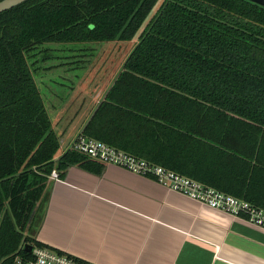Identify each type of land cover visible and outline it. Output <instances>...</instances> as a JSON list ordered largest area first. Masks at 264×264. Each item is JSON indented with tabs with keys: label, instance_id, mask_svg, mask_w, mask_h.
Listing matches in <instances>:
<instances>
[{
	"label": "trees",
	"instance_id": "16d2710c",
	"mask_svg": "<svg viewBox=\"0 0 264 264\" xmlns=\"http://www.w3.org/2000/svg\"><path fill=\"white\" fill-rule=\"evenodd\" d=\"M132 41L91 118L92 104L75 108L72 122L90 118L81 135L264 210V7L28 0L0 13V264L30 258L25 244L41 247L26 232L53 170L104 166L72 149L59 155L60 120L36 75L85 71L92 45Z\"/></svg>",
	"mask_w": 264,
	"mask_h": 264
},
{
	"label": "crops",
	"instance_id": "0c3cea01",
	"mask_svg": "<svg viewBox=\"0 0 264 264\" xmlns=\"http://www.w3.org/2000/svg\"><path fill=\"white\" fill-rule=\"evenodd\" d=\"M69 99V106L82 105ZM68 105L58 114L61 132L83 120L72 122ZM58 174L48 179L26 232L41 246L91 264H264V230L242 217L111 165L100 173L73 165Z\"/></svg>",
	"mask_w": 264,
	"mask_h": 264
},
{
	"label": "built area",
	"instance_id": "2783aa9c",
	"mask_svg": "<svg viewBox=\"0 0 264 264\" xmlns=\"http://www.w3.org/2000/svg\"><path fill=\"white\" fill-rule=\"evenodd\" d=\"M67 149H72L89 160L101 165H111L145 178H150L160 186L198 201L207 207L234 217H242L250 224L264 230V210L256 208L238 198L207 187L191 178L182 176L159 165H154L125 151L116 149L101 141L84 137L78 133ZM48 179L60 180L53 170ZM30 258L16 257L14 264H91L64 252L44 246H32Z\"/></svg>",
	"mask_w": 264,
	"mask_h": 264
},
{
	"label": "rangeland",
	"instance_id": "374dc122",
	"mask_svg": "<svg viewBox=\"0 0 264 264\" xmlns=\"http://www.w3.org/2000/svg\"><path fill=\"white\" fill-rule=\"evenodd\" d=\"M145 25V24H144ZM143 28L140 29L139 34L141 33ZM134 45V42H118V43H109V44H100V45H92L93 47L96 48V46L98 47L97 50L99 51H95L96 56L94 58H91L89 60L90 64H87V73L84 74L82 76L87 78L86 76H88V74L92 73L93 70L96 71V65L98 64V62L102 59V64L101 67L99 68V66H97L99 69H97L98 73H101V69L107 65V63L109 62L108 66L110 67V77L109 80L106 83V86H104L103 89V93L105 92V90L107 89V87H109V85L111 84L112 80L114 79V77L116 76V74L119 72V70L121 69V65L124 61V58L126 56V54L128 53V51H130L129 49L132 48V46ZM103 47V48H100ZM94 68L93 70L90 71V69ZM70 70V71H68ZM85 71H81L78 69H70V68H61L60 70H55V71H51V72H47V73H38L36 75V79L38 81V86L41 88V92H42V96L45 95L46 99L44 98V100L47 103V107L50 110L49 114L52 116V119L55 121L58 118L57 114H60V110L64 109L65 110V106L68 105V103L71 101L69 98H71V94L72 92L70 91L68 93V95L70 94L69 98L67 99V96L65 97L62 96V92L66 91V89H63L62 87L66 86V87H70L72 86V84L78 82V77L81 76ZM105 73V72H104ZM112 73V74H111ZM56 83L60 86H50L49 83ZM84 86V88H88L87 84ZM55 88V89H54ZM65 88V87H64ZM69 91V90H67ZM61 96L63 97V100L66 102H64L61 98ZM69 100V101H68ZM77 104H73L71 106L68 105V108L70 109L71 112H74L75 108H77ZM60 120V118H59ZM58 128H55L56 131L60 132V128L61 125L60 123L57 124ZM74 128H73V124H68L67 128H66V135L73 137L74 135H76L77 130H75V132L72 134Z\"/></svg>",
	"mask_w": 264,
	"mask_h": 264
},
{
	"label": "flooded vegetation",
	"instance_id": "af4514ba",
	"mask_svg": "<svg viewBox=\"0 0 264 264\" xmlns=\"http://www.w3.org/2000/svg\"><path fill=\"white\" fill-rule=\"evenodd\" d=\"M102 60L104 59L101 58V60L95 66L97 69L101 67ZM108 64L109 62L107 63L106 66H104L101 69V73H98L97 69L95 71L93 70L94 68H92L90 69V71L93 70V72L88 74V76H86L87 78L85 77L82 78V76L87 73L86 71H89V70H85V72L80 77L77 78L78 82L75 83V80H74V83L72 84V86H70L72 88L71 96L72 97L76 96L80 100V102L84 104V106H87V107L90 106L94 102V99L97 93L100 92L102 89H104V86H106V83L109 80V77H110L109 68L110 67L108 66ZM97 66H99V68ZM85 83H88L87 84L88 88H84V86L86 85ZM49 84L50 86H60L56 84L55 82L54 83L50 82Z\"/></svg>",
	"mask_w": 264,
	"mask_h": 264
},
{
	"label": "water",
	"instance_id": "95a60500",
	"mask_svg": "<svg viewBox=\"0 0 264 264\" xmlns=\"http://www.w3.org/2000/svg\"><path fill=\"white\" fill-rule=\"evenodd\" d=\"M26 1H28V0H2V1H0V13L5 12V11H8V10H10V9H12V8H14V7H16V6H18V5L26 2ZM246 1H249L251 3H254V4L258 5V6L264 7V0H246ZM113 81L114 80H112L111 83H113ZM109 88H110V85H109V87H107V89L105 90L104 93H103V89H102L95 96L94 102L92 103L94 109H93L91 115L89 116L90 118L94 114V112L96 111V109L98 108L100 102L104 99V97H105L107 91L109 90ZM40 90H41V88H40ZM41 94H42V92H41ZM90 118H88L85 123H84V119L81 120L79 126L76 129L74 128L72 134L75 132V130H78L82 126V124L84 123L83 126H82V128H81V131H82L84 129L85 125L87 124V122L89 121ZM51 120H52L53 124H55V121L53 119H51ZM55 128H58V127H55ZM55 131H56V129H55ZM56 134H57V136L59 138L60 149L61 150H65L66 147L68 146V142L71 139V137L68 136V135H66V134L64 136H62V132L61 131L60 132L56 131ZM24 250L27 253H31L32 246L29 245V244H25L24 245Z\"/></svg>",
	"mask_w": 264,
	"mask_h": 264
}]
</instances>
